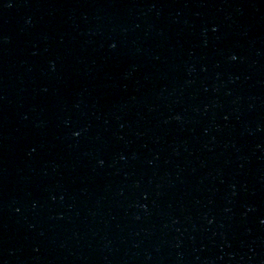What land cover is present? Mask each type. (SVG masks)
<instances>
[{
	"label": "water",
	"instance_id": "obj_1",
	"mask_svg": "<svg viewBox=\"0 0 264 264\" xmlns=\"http://www.w3.org/2000/svg\"><path fill=\"white\" fill-rule=\"evenodd\" d=\"M0 264H264V0H0Z\"/></svg>",
	"mask_w": 264,
	"mask_h": 264
}]
</instances>
